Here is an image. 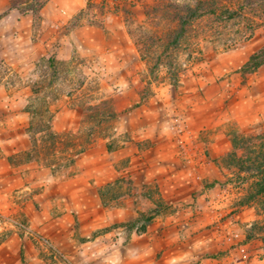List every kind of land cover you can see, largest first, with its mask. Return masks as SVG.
<instances>
[{
    "label": "rangeland",
    "instance_id": "obj_1",
    "mask_svg": "<svg viewBox=\"0 0 264 264\" xmlns=\"http://www.w3.org/2000/svg\"><path fill=\"white\" fill-rule=\"evenodd\" d=\"M14 1L30 2L0 0V13ZM170 1L85 0L65 23L46 0L0 18V167L33 184L13 186L15 210L0 207V243L21 244L0 264H264L253 173L228 160L234 134L264 136V64L244 68L264 45V14L197 21L169 52L173 83L154 67L161 48L141 56L170 24L155 8ZM45 108L59 138L38 162L24 154L38 120L27 109ZM15 180L0 176V193Z\"/></svg>",
    "mask_w": 264,
    "mask_h": 264
},
{
    "label": "trees",
    "instance_id": "obj_2",
    "mask_svg": "<svg viewBox=\"0 0 264 264\" xmlns=\"http://www.w3.org/2000/svg\"><path fill=\"white\" fill-rule=\"evenodd\" d=\"M45 2L46 0H30L26 6H23L14 1L0 13V18L7 15L12 9H17L20 13L26 11L37 13L45 5ZM155 8L157 12H163L162 16L169 20L170 24L162 29V36H147L151 43L146 51H142L144 53L141 56L146 59L151 57V53L155 54L157 49L161 48V54H158L156 58L159 62L154 67H158L163 62L162 64L168 69L173 83H178V69L173 68L172 63V59L177 55L172 56L169 52L175 53V50L194 29L197 21L206 17H215L222 21H237L250 11L264 14V0H171L169 3H162ZM47 61L52 69V75H57L58 60L56 56H49ZM262 64H264V45L250 55L244 68L251 72ZM27 110L32 113L33 118L38 117V120L35 122L32 119L29 124L28 130L32 133V147L24 154L28 159L48 162L49 155L54 154L56 150L59 138V135L51 130L48 122L51 118V111L48 108ZM42 131H46L47 135L39 139L36 133ZM232 144L234 150L228 153L230 157L228 160H231V163L235 162L239 170L253 173L252 190L248 198L249 200H258L264 208V136L255 135L248 138L244 135L234 134ZM239 148L248 149L247 154L241 159L237 157ZM42 149H46V152L43 153ZM56 164L52 163L53 166Z\"/></svg>",
    "mask_w": 264,
    "mask_h": 264
},
{
    "label": "crops",
    "instance_id": "obj_3",
    "mask_svg": "<svg viewBox=\"0 0 264 264\" xmlns=\"http://www.w3.org/2000/svg\"><path fill=\"white\" fill-rule=\"evenodd\" d=\"M85 6V0H48V2L45 5V9L50 11V17L49 20H57L60 19L63 22H68L71 18L77 15V13ZM48 18V17H47ZM18 169L12 167L10 164L5 163V170L1 171L0 167V176L3 175H10L14 174L16 175V180L17 181L15 185L12 184V182L9 183V188H7L5 192L0 193V207L3 209H14V205H12V201H14V195H12V190L14 187H24V190L30 189L33 184L31 181L27 178H25L22 173L17 172ZM20 171V170H19ZM29 182V183H27ZM14 186V187H13ZM39 196V195H38ZM17 197V196H16ZM35 198V196H34ZM31 198L26 200V205L24 207V214L27 215L34 224H38V215H39V210L37 212L32 211V204L29 203ZM9 203V204H8ZM57 204L56 206H58ZM55 207V206H54ZM57 220V219H56ZM53 220V223L59 222ZM13 237V236H12ZM13 239V238H12ZM9 238L3 240L0 243V252H3L2 255H0V258L2 260L5 259V256L7 254H18L21 250V244L20 245H14L10 244ZM24 247V246H23Z\"/></svg>",
    "mask_w": 264,
    "mask_h": 264
},
{
    "label": "built area",
    "instance_id": "obj_4",
    "mask_svg": "<svg viewBox=\"0 0 264 264\" xmlns=\"http://www.w3.org/2000/svg\"><path fill=\"white\" fill-rule=\"evenodd\" d=\"M111 1H112V2H117L118 0H111ZM16 223H17V222H16ZM16 223H15V224H16ZM18 224H19L20 226L22 225L21 223H18ZM22 226H23V225H22ZM22 226H21V227H22Z\"/></svg>",
    "mask_w": 264,
    "mask_h": 264
}]
</instances>
